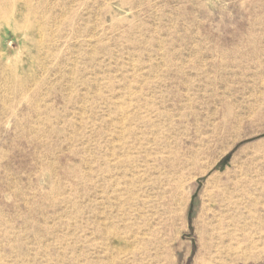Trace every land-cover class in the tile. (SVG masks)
<instances>
[{
	"label": "rangeland",
	"instance_id": "1",
	"mask_svg": "<svg viewBox=\"0 0 264 264\" xmlns=\"http://www.w3.org/2000/svg\"><path fill=\"white\" fill-rule=\"evenodd\" d=\"M0 264H264V0H0Z\"/></svg>",
	"mask_w": 264,
	"mask_h": 264
},
{
	"label": "bare ground",
	"instance_id": "2",
	"mask_svg": "<svg viewBox=\"0 0 264 264\" xmlns=\"http://www.w3.org/2000/svg\"><path fill=\"white\" fill-rule=\"evenodd\" d=\"M222 240H224V239L222 238Z\"/></svg>",
	"mask_w": 264,
	"mask_h": 264
}]
</instances>
